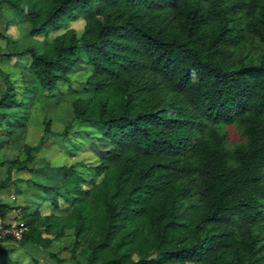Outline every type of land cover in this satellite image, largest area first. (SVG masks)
<instances>
[{"label": "trees", "instance_id": "trees-1", "mask_svg": "<svg viewBox=\"0 0 264 264\" xmlns=\"http://www.w3.org/2000/svg\"><path fill=\"white\" fill-rule=\"evenodd\" d=\"M4 2L43 41L0 60L29 56L31 93L48 97L86 70L91 96L71 101L72 126L100 147L0 204L2 221L21 215L19 245L70 238L74 264H264V0ZM248 36L259 56L238 62ZM0 75V111L24 127L29 106ZM50 133L45 121L40 143ZM32 150L17 170L33 171Z\"/></svg>", "mask_w": 264, "mask_h": 264}, {"label": "rangeland", "instance_id": "rangeland-1", "mask_svg": "<svg viewBox=\"0 0 264 264\" xmlns=\"http://www.w3.org/2000/svg\"><path fill=\"white\" fill-rule=\"evenodd\" d=\"M22 21V15L0 0V55L21 53L28 47L41 51L43 40L29 38L27 27ZM73 28L82 30L80 23L74 24ZM259 50L258 40L248 36L243 48L235 55V60L248 63L252 58H258ZM29 63L27 55L16 56L11 61L0 60V73L8 75L15 89V98L22 100L30 109L24 127L13 126L11 115L0 111V181H5L9 175L12 179L10 187L0 191V203L12 207L22 204L24 196H32L31 187L26 181L54 185L56 168L82 161L91 162L100 149L98 142L88 141V136L94 133L93 128L80 123L72 126L71 101L91 96V90L84 86L87 71L73 72L70 75L71 84H58L57 95L48 97L38 91L31 93L35 81L28 72ZM3 93L4 80L0 75V99ZM45 121H49L51 133L40 143ZM232 137H235L234 133ZM27 147H34L31 151V172L19 171L14 165L15 161L25 159ZM84 147L87 150L83 151ZM18 190L22 191L21 195L16 194ZM20 217L19 212L13 209L2 224L4 227L19 228L22 224ZM72 241L65 238L44 250L34 245L22 247L17 239H3L0 240V264H74L69 253Z\"/></svg>", "mask_w": 264, "mask_h": 264}, {"label": "built area", "instance_id": "built-area-1", "mask_svg": "<svg viewBox=\"0 0 264 264\" xmlns=\"http://www.w3.org/2000/svg\"><path fill=\"white\" fill-rule=\"evenodd\" d=\"M26 230L24 227H4L0 219V239L12 237V239H20L21 234Z\"/></svg>", "mask_w": 264, "mask_h": 264}, {"label": "clouds", "instance_id": "clouds-1", "mask_svg": "<svg viewBox=\"0 0 264 264\" xmlns=\"http://www.w3.org/2000/svg\"><path fill=\"white\" fill-rule=\"evenodd\" d=\"M193 79H195V70H193Z\"/></svg>", "mask_w": 264, "mask_h": 264}, {"label": "crops", "instance_id": "crops-1", "mask_svg": "<svg viewBox=\"0 0 264 264\" xmlns=\"http://www.w3.org/2000/svg\"><path fill=\"white\" fill-rule=\"evenodd\" d=\"M0 204H2V203H0Z\"/></svg>", "mask_w": 264, "mask_h": 264}]
</instances>
